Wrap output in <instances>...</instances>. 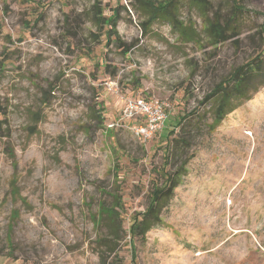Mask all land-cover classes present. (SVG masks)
Masks as SVG:
<instances>
[{"label": "rangeland", "instance_id": "1", "mask_svg": "<svg viewBox=\"0 0 264 264\" xmlns=\"http://www.w3.org/2000/svg\"><path fill=\"white\" fill-rule=\"evenodd\" d=\"M188 3L194 41L140 0H0V264H264V81L213 130L207 99L261 57L264 0L218 45ZM127 98L167 104L151 139L107 127ZM179 169L159 225L129 235Z\"/></svg>", "mask_w": 264, "mask_h": 264}, {"label": "trees", "instance_id": "2", "mask_svg": "<svg viewBox=\"0 0 264 264\" xmlns=\"http://www.w3.org/2000/svg\"><path fill=\"white\" fill-rule=\"evenodd\" d=\"M140 1L148 7L150 22L157 19L167 21L169 26L177 32L179 36L186 35L193 41L199 36L198 33L192 29L182 28V24L175 16V0H165L161 4L145 0ZM208 3V0H189L188 3L189 7L195 10L202 18V32L208 42L212 45H218L228 41L233 35H238L239 26L237 24V19L242 15V12H244L241 0H230V10L223 15L220 11H215L209 16L210 9H208ZM260 32L264 36V31L260 30ZM260 56V58H256L243 66L233 69L225 80H222L213 87L207 99L215 98L216 106L213 110V120L208 125V130H213L223 120L224 116L234 109L235 106L232 104V101L240 102L242 98L248 99L250 95H247V91L250 88H253L252 91L255 90L253 86L255 81L258 79L264 81V59L262 58L264 56V48ZM98 119L102 120L101 116H99ZM184 119L185 118H182L181 121ZM182 143L184 144L183 141L174 140L173 147H176L177 150L179 144ZM168 165L169 158L165 161V169ZM180 171V169L177 170L174 175H170V173L166 171V185L163 189L154 192L150 204L145 209L144 213L141 214L142 218L135 224L133 223L129 226V235L135 232L137 233L138 231H141L143 235L153 227L159 225L161 205L170 198L174 189L177 187L178 179L182 175ZM133 225H135L134 228ZM1 255L0 252V256Z\"/></svg>", "mask_w": 264, "mask_h": 264}, {"label": "built area", "instance_id": "3", "mask_svg": "<svg viewBox=\"0 0 264 264\" xmlns=\"http://www.w3.org/2000/svg\"><path fill=\"white\" fill-rule=\"evenodd\" d=\"M167 104L158 101L148 102L127 98L122 102L118 118L108 124V128H124L133 123L130 129L142 141L151 139L161 130L167 120Z\"/></svg>", "mask_w": 264, "mask_h": 264}]
</instances>
